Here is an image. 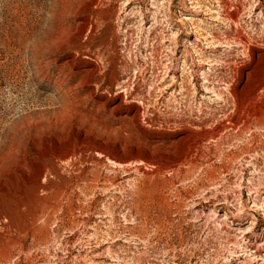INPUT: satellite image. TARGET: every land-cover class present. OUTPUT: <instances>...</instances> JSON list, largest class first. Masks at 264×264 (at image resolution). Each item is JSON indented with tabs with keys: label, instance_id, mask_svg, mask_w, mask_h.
Listing matches in <instances>:
<instances>
[{
	"label": "rangeland",
	"instance_id": "1",
	"mask_svg": "<svg viewBox=\"0 0 264 264\" xmlns=\"http://www.w3.org/2000/svg\"><path fill=\"white\" fill-rule=\"evenodd\" d=\"M263 43L264 0H0V264H264Z\"/></svg>",
	"mask_w": 264,
	"mask_h": 264
},
{
	"label": "bare ground",
	"instance_id": "2",
	"mask_svg": "<svg viewBox=\"0 0 264 264\" xmlns=\"http://www.w3.org/2000/svg\"><path fill=\"white\" fill-rule=\"evenodd\" d=\"M232 7V6H231ZM230 7V5H228V3H226L225 2V4H224V13H225V15H226V18L228 19V20H230L232 23H234V24H236V25H238V23H239V9H237V8H234V10L233 11H231L229 8H231ZM93 10V9H92ZM94 11V10H93ZM91 14V13H90ZM94 14V13H93ZM103 13L101 12H97V15L99 16V15H102ZM88 15V14H87ZM87 18V17H86ZM87 21H88V19H87ZM86 22V21H85ZM94 25V24H93ZM92 26V25H91ZM235 30V29H234ZM227 33H230V30H229V32H227ZM226 39H230V38H226ZM232 40H233V46H230L229 48H234V47H237V46H243V47H246L247 49H249V50H251V48H252V46L253 45H255V43H256V41L254 40V36L252 37V35H250V37H248L247 35H244L243 33H242V31H241V29H240V27H238V28H236V30H235V33H234V37L233 38H231ZM260 40H262V39H260ZM229 43H230V40H229ZM228 43V45H230ZM264 44V43H263ZM176 48H177V46H176ZM217 48H219V46L218 47H216V49H215V51H217ZM233 50V49H232ZM252 51V50H251ZM156 53V52H155ZM195 54H197V56H201V53H198V51H196L195 52ZM151 55V54H150ZM227 56H229V54H226ZM153 56V55H152ZM155 56H156V54H155ZM191 56H193V54L191 55ZM194 57V56H193ZM249 57H250V55H249ZM151 58V57H150ZM156 60V58L154 57L153 58V61L154 62H156L155 61ZM235 63V62H234ZM154 64V63H153ZM156 64V63H155ZM185 66L182 68V74H183V78H184V81L185 82H187L188 84H192L193 85V87H194V89H195V91H198L199 90V85L200 84H198V82H199V76H198V74H197V72L196 71H194L193 70V67H194V65H197L198 66V68H203V66H204V64H205V61L203 60V59H199L198 61H196V60H193V63H191V64H189V62L188 61H185ZM239 64V63H238ZM235 65V64H234ZM155 66V65H154ZM175 68V67H174ZM231 69V68H230ZM153 70L155 71V68H153ZM232 71V76L234 77V78H245L246 77V79H248V78H250V74H251V71H249L248 70V72H242L241 70H240V68H238V66H234L232 69H231ZM211 72V71H210ZM155 72H153L152 74H154ZM213 76H214V78L215 79H218L219 78V75H216V74H213ZM210 77L211 76H208V74L206 73V72H202V78L204 79V84H209L210 83ZM213 78V79H214ZM176 79H178V78H174L173 79V82H172V84L171 85H169V87L170 88H173V87H176L177 85H178V81L176 80ZM214 79V80H215ZM223 79V78H222ZM212 82H214L213 80H212ZM222 83L224 84V81L222 80ZM211 84V83H210ZM187 85V84H186ZM182 86V85H181ZM226 86H227V84H226ZM229 86V85H228ZM183 88H181V89H183V91L185 92L186 91V88H185V86L183 85L182 86ZM188 87V86H187ZM190 88V87H189ZM169 89V88H168ZM207 90V92H208V88H206ZM187 92V91H186ZM236 92V91H235ZM183 93V92H182ZM199 94V93H198ZM236 94V93H235ZM234 95V94H233ZM234 97V96H233ZM235 99V98H234ZM121 100H124V99H121ZM237 101V100H236ZM123 102V101H122ZM235 104V109H236V111H237V109H240V107L238 108V104H237V102H235L234 103ZM240 118L239 117H237V118H233L231 115L228 117V121H227V123L226 124H221V126L219 127V128H217V129H207V128H205L204 126V128L203 127H197V128H191V131L192 132H197V131H199L200 133H198V134H200L199 136H201L203 139L204 138H209V139H213V138H216V137H222L223 136V132L225 131V130H230V129H233V128H237L238 126H239V124H240V120H239ZM204 121V120H203ZM220 124V123H219ZM257 125H259V126H264V121H259L258 123H257ZM200 126V125H199ZM135 261V260H134ZM135 264H139L140 263V261L138 260V262H134Z\"/></svg>",
	"mask_w": 264,
	"mask_h": 264
}]
</instances>
